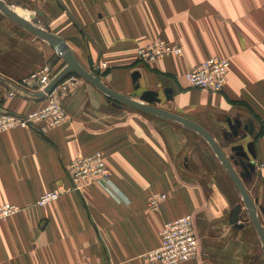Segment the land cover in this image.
<instances>
[{"label":"crops","instance_id":"crops-1","mask_svg":"<svg viewBox=\"0 0 264 264\" xmlns=\"http://www.w3.org/2000/svg\"><path fill=\"white\" fill-rule=\"evenodd\" d=\"M2 1L59 36L72 59L115 91L129 97L159 91L158 107L201 124L227 157L233 145L249 152L254 142L256 169L242 182L264 227V0ZM158 39L179 44L183 53L139 61L138 49ZM213 56L230 60L224 89L192 87L187 71ZM101 63L107 66L99 70ZM44 65L55 79L67 61L1 12L0 107L21 114L43 107L47 100L34 79H24ZM80 78L63 101L66 121L0 133V205L22 208L0 220V264H160L145 254L160 244L163 226L185 214H193L200 238L196 257L186 264H264L243 194L209 141L178 120L132 107ZM228 117L242 121L236 137ZM95 151L105 157L110 182L36 203L44 192L70 186L65 165ZM156 193L166 198L153 209L148 198ZM237 204L243 227L231 222Z\"/></svg>","mask_w":264,"mask_h":264},{"label":"built area","instance_id":"built-area-1","mask_svg":"<svg viewBox=\"0 0 264 264\" xmlns=\"http://www.w3.org/2000/svg\"><path fill=\"white\" fill-rule=\"evenodd\" d=\"M182 48L178 44L169 43L159 39L142 47L138 51L140 59L155 60L168 55H181ZM230 60L228 58L213 56L191 67L186 78L192 87L211 91H222L226 85ZM34 79L39 89V94L46 97V104L27 114H21L0 107V133L16 127H35L40 121H46L49 126H57L68 119V114L63 107V101L75 89L81 78L77 73L67 74L60 82L47 90L54 80L52 68L44 65L35 71L24 82L29 83ZM26 91V87L21 86ZM14 92L11 91V94ZM264 167V161L262 162ZM67 176L71 184L68 187H57L44 192L37 204L47 205L56 201L70 190L82 191L86 184L96 182H110V170L101 151L77 157L65 165ZM166 198L165 193H156L148 198V204L156 209L159 202ZM17 204L4 203L0 205V218H5L20 210ZM200 238L197 234L193 214H185L168 221L160 232L158 247L145 254L150 260L160 264H186L195 258L199 250Z\"/></svg>","mask_w":264,"mask_h":264},{"label":"water","instance_id":"water-1","mask_svg":"<svg viewBox=\"0 0 264 264\" xmlns=\"http://www.w3.org/2000/svg\"><path fill=\"white\" fill-rule=\"evenodd\" d=\"M5 12L7 15L12 17L14 20H16L18 23L25 25L28 27L31 31H33L35 34L40 36L41 38L47 40L61 55L64 56L65 60L67 61L66 67L62 70V72L52 81V83L49 85L47 90L52 88L55 84H57L62 78H64L68 73L71 71H75L76 73L80 74L81 76L88 79L92 84H94L96 87L107 93L109 96L122 101L123 103H126L132 107L142 109L148 112H152L158 115L166 116L173 118L175 120H178L192 128H194L196 131H198L201 135H203L211 144L213 149L216 151L217 155L221 159V161L224 163L226 168L228 169L229 173L235 180L236 184L240 188L244 201L249 209L250 216L252 218V221L254 222L257 231L261 237L262 243H263V249H264V227L261 224L257 214H256V206L253 203L252 199L250 198L243 182L242 178L249 177L251 173H253L256 169L255 164V148H254V142L248 143V151L244 150L243 145H233L232 149L235 151V155H231L230 157H227L226 154L223 152L220 144L215 140V138L212 136V134L204 128L201 124L198 122L189 119L187 117H184L182 115H179L177 113L168 111L166 109L160 108L158 106L153 105V103H159L162 101L161 96L159 95V91L156 90H145L142 95L141 99L143 101H139L137 99H133L129 97L128 95H125L123 93H120L118 91H115L111 87L107 86L105 83H103L97 75H94L90 73L88 70H86L84 67H82L78 62H76L72 57H70L69 53L67 52V47L63 40L51 33L48 30L36 27L33 23L28 22L18 14H16L9 5H7L4 1L0 0V13ZM35 23H38V18H35L33 20ZM133 80L136 82L139 73L135 71L133 73ZM136 87H139V84H136ZM164 92L167 95L168 99L172 98V89L166 88L164 89ZM43 96V93L40 94ZM228 123L230 126V130L232 132V135L235 137L238 136L240 132V128L242 127V121L240 119H232L231 117H228ZM245 129H249V124L244 125ZM252 131V128H250ZM233 161V162H232ZM240 166L242 170L240 173L237 172L235 166ZM242 209L241 204H237L233 210L231 222L235 223L238 226L243 227V224H240V216L239 213ZM261 209L264 212V208L261 207Z\"/></svg>","mask_w":264,"mask_h":264},{"label":"rangeland","instance_id":"rangeland-1","mask_svg":"<svg viewBox=\"0 0 264 264\" xmlns=\"http://www.w3.org/2000/svg\"><path fill=\"white\" fill-rule=\"evenodd\" d=\"M12 4H13V7L14 8H18V9H25L22 5H16L14 2H12ZM15 4V5H14ZM159 40V39H158ZM156 41V40H155ZM152 42H154V41H152ZM151 42V43H152ZM167 42V41H166ZM170 43V42H169ZM174 44H177V43H174ZM179 45V44H178ZM180 46V45H179ZM181 47V46H180ZM140 48H142V47H140ZM139 48V49H140ZM182 48V47H181ZM139 49H138V51H139ZM182 50H183V48H182ZM138 51H137V58H138V60L139 61H141V62H145V63H152V62H154V61H156V60H158V59H161V58H165V57H168V56H171V55H168V56H165V57H161V58H157V59H155V60H142V59H140L139 58V56H138ZM106 63H101L100 65H99V70H100V68L102 69H105L106 68ZM78 74V73H77ZM78 75H80V74H78ZM81 76V75H80ZM82 78H83V76H81ZM85 78V77H84ZM143 93V92H142ZM142 93L141 92H138L137 93V95L136 96H134V97H131V98H133V99H137V100H140V101H143L142 99H141V95H142ZM160 93V92H159ZM143 102H145V101H143ZM145 103H147V102H145ZM153 105H155V106H163V104L162 103H153ZM233 155H235V152L233 153ZM233 162V161H232ZM6 203H8V202H6ZM2 204H4V203H2ZM152 208V207H151ZM22 210V208H20V210L19 211H21ZM18 211V212H19ZM18 212H16V213H18ZM16 213H14V214H11V215H9V216H7V217H5V218H0V220H5V219H7V218H9V217H11V216H13V215H15ZM164 227V226H163ZM199 251V250H198Z\"/></svg>","mask_w":264,"mask_h":264},{"label":"flooded vegetation","instance_id":"flooded-vegetation-1","mask_svg":"<svg viewBox=\"0 0 264 264\" xmlns=\"http://www.w3.org/2000/svg\"><path fill=\"white\" fill-rule=\"evenodd\" d=\"M250 127V126H249Z\"/></svg>","mask_w":264,"mask_h":264}]
</instances>
